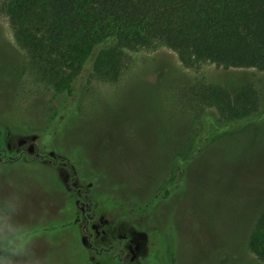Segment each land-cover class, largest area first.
<instances>
[{"label":"rangeland","instance_id":"374dc122","mask_svg":"<svg viewBox=\"0 0 264 264\" xmlns=\"http://www.w3.org/2000/svg\"><path fill=\"white\" fill-rule=\"evenodd\" d=\"M5 1L0 149L23 136L48 138L49 150L69 157L76 178L93 184L90 199L107 210L110 228L139 243L137 264H264L248 248L264 208V122L212 135L204 145L199 137L202 116L225 122L205 88L217 86L232 97L247 84L264 112V70L230 76L213 64L185 66L155 42L124 49L116 77L93 75L90 58L72 77L75 62L39 57L18 43ZM48 17L40 9L34 19ZM61 167L32 156L0 157V180L25 192L45 264H106L82 245Z\"/></svg>","mask_w":264,"mask_h":264},{"label":"trees","instance_id":"16d2710c","mask_svg":"<svg viewBox=\"0 0 264 264\" xmlns=\"http://www.w3.org/2000/svg\"><path fill=\"white\" fill-rule=\"evenodd\" d=\"M5 2L18 43L30 54L63 56L65 62H75L72 77L81 72L89 58L87 67L93 75L116 77L124 49L149 47L155 42L174 50L185 66L213 64L230 76L245 69L264 70V0ZM40 9L49 17L39 23L34 16ZM246 85L239 86L242 91L232 97L217 86L205 88L206 99L219 107L225 122L216 121L212 114L202 116L201 145L212 135L264 122V112ZM66 93L72 94L70 86ZM169 194L166 190L163 197ZM248 248L264 262V208L252 225Z\"/></svg>","mask_w":264,"mask_h":264},{"label":"flooded vegetation","instance_id":"af4514ba","mask_svg":"<svg viewBox=\"0 0 264 264\" xmlns=\"http://www.w3.org/2000/svg\"><path fill=\"white\" fill-rule=\"evenodd\" d=\"M45 138L40 135L19 137L14 143L8 142L6 148L0 149V157H4L8 162L12 158L26 159L32 156L38 162L47 161L54 166L62 165L65 176L68 175V183L64 187L70 194V199L67 201L76 208L73 222L78 226L82 245L87 251H93L96 256H105L108 260L106 264H137L139 243L127 232L117 234L115 229L110 228L112 220L107 210L96 208L93 200L90 199L93 184L91 182L83 184L76 178V172L71 171L69 157H61L54 149L49 150L48 138ZM75 178L77 182L71 185V181Z\"/></svg>","mask_w":264,"mask_h":264},{"label":"clouds","instance_id":"9594fccd","mask_svg":"<svg viewBox=\"0 0 264 264\" xmlns=\"http://www.w3.org/2000/svg\"><path fill=\"white\" fill-rule=\"evenodd\" d=\"M42 249L28 220L25 192L0 180V264H45Z\"/></svg>","mask_w":264,"mask_h":264},{"label":"water","instance_id":"95a60500","mask_svg":"<svg viewBox=\"0 0 264 264\" xmlns=\"http://www.w3.org/2000/svg\"><path fill=\"white\" fill-rule=\"evenodd\" d=\"M33 139V138H32ZM31 149V148H30Z\"/></svg>","mask_w":264,"mask_h":264}]
</instances>
